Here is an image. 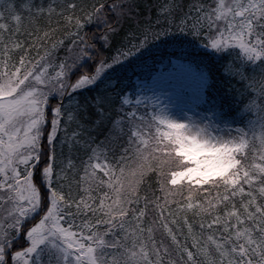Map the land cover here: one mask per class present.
<instances>
[{
  "label": "snow or ice",
  "instance_id": "snow-or-ice-1",
  "mask_svg": "<svg viewBox=\"0 0 264 264\" xmlns=\"http://www.w3.org/2000/svg\"><path fill=\"white\" fill-rule=\"evenodd\" d=\"M173 32L264 64V0L0 3V264H264V126L215 137L134 108L103 147L73 159L77 128L57 150L74 117L55 96ZM228 74L264 96V75Z\"/></svg>",
  "mask_w": 264,
  "mask_h": 264
},
{
  "label": "trees",
  "instance_id": "trees-1",
  "mask_svg": "<svg viewBox=\"0 0 264 264\" xmlns=\"http://www.w3.org/2000/svg\"><path fill=\"white\" fill-rule=\"evenodd\" d=\"M42 2L46 4L48 0ZM137 2L143 5L158 3L160 0ZM184 2L187 3L188 0ZM151 11L154 15L155 8ZM141 15H147V12L142 10ZM92 27L94 25H87L85 30L91 31ZM98 50L100 54L107 51L103 48ZM171 57L188 61L196 69L206 73L208 84L204 90L201 111L212 114L220 124L238 127L243 131L252 128L260 130L264 126V96L254 94L244 79L228 74L229 68L236 66L250 79L259 81L261 75H264V64L249 63L231 48L217 51L204 46L192 35L173 32L167 37L150 41L137 59H129L110 70L103 69L93 82L63 94L58 103L66 112H71L74 119L66 128L61 125L62 131L56 135L57 150L68 154V143L63 137L77 128L78 139L84 141V147L73 142V159L78 160L86 149L103 147L107 134L114 126H120L122 122L127 127L125 115L129 109L122 106L121 97L134 89V80L148 81L156 72L157 66H166ZM117 117L120 118L119 121Z\"/></svg>",
  "mask_w": 264,
  "mask_h": 264
},
{
  "label": "rangeland",
  "instance_id": "rangeland-1",
  "mask_svg": "<svg viewBox=\"0 0 264 264\" xmlns=\"http://www.w3.org/2000/svg\"><path fill=\"white\" fill-rule=\"evenodd\" d=\"M3 2L6 0H0V3ZM206 84L204 72L194 68L191 63L172 59L167 68L158 67L148 81H135L134 89L121 98V104L128 107L129 111L135 108L141 113L152 112L177 122L206 128L215 137L230 138L236 135L242 129L220 124L211 114L199 109ZM83 86L86 85L78 88ZM66 93L68 92L56 95L55 99L60 100ZM125 99L129 103H124ZM137 100L140 101L139 105ZM125 117L127 122V116Z\"/></svg>",
  "mask_w": 264,
  "mask_h": 264
}]
</instances>
